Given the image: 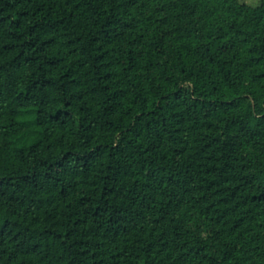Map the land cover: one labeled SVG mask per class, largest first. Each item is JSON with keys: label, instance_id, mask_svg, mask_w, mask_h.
Returning a JSON list of instances; mask_svg holds the SVG:
<instances>
[{"label": "trees", "instance_id": "obj_1", "mask_svg": "<svg viewBox=\"0 0 264 264\" xmlns=\"http://www.w3.org/2000/svg\"><path fill=\"white\" fill-rule=\"evenodd\" d=\"M0 264H264V0H0Z\"/></svg>", "mask_w": 264, "mask_h": 264}, {"label": "rangeland", "instance_id": "obj_2", "mask_svg": "<svg viewBox=\"0 0 264 264\" xmlns=\"http://www.w3.org/2000/svg\"><path fill=\"white\" fill-rule=\"evenodd\" d=\"M241 2L253 5L255 7V5H258L260 0H239Z\"/></svg>", "mask_w": 264, "mask_h": 264}]
</instances>
